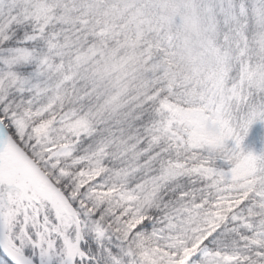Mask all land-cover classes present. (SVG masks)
Returning a JSON list of instances; mask_svg holds the SVG:
<instances>
[{
	"label": "snow or ice",
	"instance_id": "snow-or-ice-1",
	"mask_svg": "<svg viewBox=\"0 0 264 264\" xmlns=\"http://www.w3.org/2000/svg\"><path fill=\"white\" fill-rule=\"evenodd\" d=\"M254 131L264 0H0V264H264Z\"/></svg>",
	"mask_w": 264,
	"mask_h": 264
},
{
	"label": "rangeland",
	"instance_id": "rangeland-1",
	"mask_svg": "<svg viewBox=\"0 0 264 264\" xmlns=\"http://www.w3.org/2000/svg\"><path fill=\"white\" fill-rule=\"evenodd\" d=\"M255 128L259 130L260 125H256ZM243 147L246 151H252L255 154H259L264 151V139L257 135L256 131H254L251 136L245 139Z\"/></svg>",
	"mask_w": 264,
	"mask_h": 264
}]
</instances>
